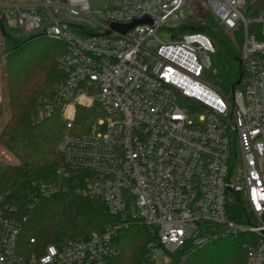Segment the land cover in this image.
I'll return each instance as SVG.
<instances>
[{
  "label": "built area",
  "instance_id": "built-area-1",
  "mask_svg": "<svg viewBox=\"0 0 264 264\" xmlns=\"http://www.w3.org/2000/svg\"><path fill=\"white\" fill-rule=\"evenodd\" d=\"M204 9L227 31H241L242 76L232 96L207 80L212 38L176 32ZM3 23L66 44L64 78L37 114L42 121L59 109L66 120L56 148L62 165L34 186L48 198L68 190L71 172L82 173L77 191L101 194L120 221L25 255L18 241L26 218L0 213V264H109L130 215L151 235L141 264H159L163 252V264H187L193 249L245 232L253 235L245 264H264V0H0ZM164 29L170 41L159 36ZM95 104L106 133L96 135L94 124L73 132L77 107ZM232 201L245 221L230 217Z\"/></svg>",
  "mask_w": 264,
  "mask_h": 264
},
{
  "label": "trees",
  "instance_id": "trees-1",
  "mask_svg": "<svg viewBox=\"0 0 264 264\" xmlns=\"http://www.w3.org/2000/svg\"><path fill=\"white\" fill-rule=\"evenodd\" d=\"M202 11L183 21L176 32L201 31L212 38L216 50L211 55L206 77L219 91L228 94L233 92L235 82L242 76L241 31H227L207 9ZM0 33L7 54L10 109L0 130V146L18 160L0 164V213L16 219L26 218L19 236V252L25 255L34 251L41 253L50 243L60 245L87 238L92 232L116 225L120 218L110 214L101 194L83 195L77 191L83 185L82 173L71 172L66 180L68 190L48 198L42 197L34 186L36 181L56 178L62 165L56 148L67 132L66 120L59 109L42 121L37 114L42 99L52 94L64 78L59 57L66 50V44L6 23L1 25ZM103 110L99 104L89 108L78 106L73 132L88 133L97 117L104 114ZM2 116L1 110L0 119ZM228 211L236 221L247 219V211L235 201L230 202ZM127 212L131 214L130 206ZM130 217L133 222L119 228L114 237L117 251L109 264H141L149 251V229L139 223V217ZM240 235L219 237L193 249L188 252L187 264H245L247 243L237 241ZM31 238L36 242L32 243ZM181 252L171 256L175 258Z\"/></svg>",
  "mask_w": 264,
  "mask_h": 264
},
{
  "label": "rangeland",
  "instance_id": "rangeland-1",
  "mask_svg": "<svg viewBox=\"0 0 264 264\" xmlns=\"http://www.w3.org/2000/svg\"><path fill=\"white\" fill-rule=\"evenodd\" d=\"M186 14H189V11L186 10ZM178 21H174V22H170L169 26L171 27H175ZM159 36L165 40V41H170L171 40V35L169 30L164 29L161 30L159 32ZM53 39V38H51ZM54 40H58V39H54ZM60 41V40H59ZM58 41V42H59ZM4 40L2 37V34L0 33V111H3V116L0 119V130L3 127L4 123L6 122L7 118L9 117V113H10V109L8 106V101H9V94H8V89H7V81H6V76H7V65H6V59H7V54H6V50H5V45H4ZM232 91L229 92L228 94H226L227 96H232ZM189 111L192 112V119L194 121L198 120L199 117V113L200 111L198 110L197 107H193L190 106L188 107ZM100 118L104 119V114H100L99 117H97V119L94 121V126H95V134L98 135H104L107 131V122L106 120H104L103 123L100 122ZM8 155V157L6 156ZM10 158V159H9ZM16 163L18 162V160L14 157V155L6 150L5 148L0 146V164L1 163ZM132 213L133 214H137V207L133 206L132 208ZM242 234V235H240ZM238 235H240V237L237 239V241H244L246 243L251 242L253 240L252 235L248 236L247 234L245 235L244 233H240ZM237 235V236H238ZM153 255H156V252L153 251ZM169 260L168 256H166V254L163 252L161 254V257L159 258V264H163V263H167Z\"/></svg>",
  "mask_w": 264,
  "mask_h": 264
},
{
  "label": "water",
  "instance_id": "water-1",
  "mask_svg": "<svg viewBox=\"0 0 264 264\" xmlns=\"http://www.w3.org/2000/svg\"><path fill=\"white\" fill-rule=\"evenodd\" d=\"M139 22H141V21L133 22L132 24H130L129 26H126V27L123 28L122 30H123V31H126L127 29L132 28L133 26H135V25L138 24ZM240 81H241V76H240V77L237 79V81L235 82L234 88H235L236 85H238V84L240 83Z\"/></svg>",
  "mask_w": 264,
  "mask_h": 264
}]
</instances>
